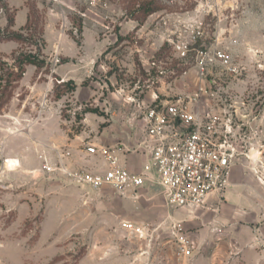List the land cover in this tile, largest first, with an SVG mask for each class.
Returning a JSON list of instances; mask_svg holds the SVG:
<instances>
[{
    "label": "rangeland",
    "instance_id": "obj_1",
    "mask_svg": "<svg viewBox=\"0 0 264 264\" xmlns=\"http://www.w3.org/2000/svg\"><path fill=\"white\" fill-rule=\"evenodd\" d=\"M149 2L164 10L145 18L142 7ZM0 6L4 8L0 44L5 43L0 46V264L152 263L150 256L146 260L142 255L149 241L144 228L135 238L98 236L97 230L87 228L93 223L66 215L63 190L41 185L42 173L29 172L21 154L49 99H61L60 116L71 121L73 130L80 128L84 113L104 115L92 99L73 110L76 83L85 88L102 86L100 99L108 94L113 100L140 98L159 87L162 92L168 87L170 94H192L199 81L195 62L200 50L217 51L229 59L207 67L206 82L214 80V101L228 107L241 125L236 132L245 156L237 157L232 168H244L260 187V215L240 223L237 244L242 251L218 264H264V0H223L221 13L204 19L203 26L188 0H0ZM21 6L27 17L18 27L22 14L16 16V11ZM65 40L106 44L94 74L78 82L59 79L55 71L66 58L55 48ZM178 43L185 47L184 59L174 49ZM24 57L35 64L25 65ZM29 66L34 67L31 74L26 73ZM30 86L43 93L38 103L31 98L34 110L22 107V101H31ZM22 116L31 118L19 120ZM8 159L18 165L7 168ZM131 239L137 240L136 248L126 245ZM169 247L170 264H191L176 242Z\"/></svg>",
    "mask_w": 264,
    "mask_h": 264
},
{
    "label": "crops",
    "instance_id": "obj_2",
    "mask_svg": "<svg viewBox=\"0 0 264 264\" xmlns=\"http://www.w3.org/2000/svg\"><path fill=\"white\" fill-rule=\"evenodd\" d=\"M19 12L22 14V20L18 27H21L26 22L27 9L24 6L18 7L16 16ZM105 46L106 44L95 40L81 41L80 44L73 40L59 42L55 49L64 54L66 63L56 69V75L62 82H78L81 78L89 77L94 74L93 67L98 56L104 52ZM33 71L32 66L26 68L27 74ZM76 85V91L71 97L74 99L73 110L86 106L88 99H92L94 107H99L104 115L84 113L78 121L80 128L73 130L71 121L63 120L60 116L61 99L55 101L49 99L40 121L33 124L29 134L30 140L21 154L27 167L31 168L29 172H40L42 157L54 163V150H67L71 157L65 163L72 168L103 174L107 169L106 162L99 156H88L85 152L87 144L108 147L121 166L133 173L140 172L146 162L143 145L147 138L138 104L143 109L154 101L182 97L181 93L170 94L168 87L163 93L162 87H159L156 90H148L140 98L127 96L120 99L115 96L117 100H113L114 97H110L109 94L106 98L100 99V93L104 90L102 86L85 88L81 84ZM30 89V100L34 97L37 103L40 102L39 88L30 86ZM204 102L207 103L206 100ZM35 105L33 100L22 101L23 108L30 109L32 106L34 110ZM202 109L205 110V107ZM19 118L29 120L31 116ZM5 135L3 133V136ZM248 175L241 166H234L231 169L229 186L223 195L209 196L198 209L169 207L160 193L155 177L145 182L137 191L135 199L131 193L126 197H119L109 187H102L98 191L78 189L70 185L58 172L42 173L41 185L46 188L51 185L56 190H63L66 215L75 221L93 223L87 228L97 230L98 236L102 238H135V233L127 230L125 224L144 228L149 241L147 240L146 250L142 255L146 256V260L147 256H150L151 264H170L172 248L169 244L175 245L172 224H179L190 242L191 264H218L241 250L237 244L242 229L240 223H248L258 218L257 206L261 205V201L257 194L260 187ZM131 240L132 244L126 245L136 248L137 240ZM120 242L119 245H122ZM99 250L100 248L97 249Z\"/></svg>",
    "mask_w": 264,
    "mask_h": 264
},
{
    "label": "built area",
    "instance_id": "obj_3",
    "mask_svg": "<svg viewBox=\"0 0 264 264\" xmlns=\"http://www.w3.org/2000/svg\"><path fill=\"white\" fill-rule=\"evenodd\" d=\"M188 1L195 5L194 13L199 26H203L204 19L215 18L223 10V0ZM3 13L4 8L0 6V21ZM3 35L4 29L0 24V39ZM184 48L180 43L174 45L181 59L186 55ZM228 60L220 52L200 50L195 62L199 81L192 94L168 101H154L143 109L138 104L147 138L143 145L146 162L140 172L133 173L121 166L108 147L92 144L85 145V152L88 156H99L106 162L107 169L103 174L72 168L65 163L71 157L67 150H54V163L42 157L40 172H58L78 189L98 191L102 187H109L119 197L131 193L134 199L145 182L155 177L164 201L173 208L198 209L209 196L223 195L229 186L233 163L237 157L245 156V148L239 132H236L241 125L232 119L228 107L217 106L212 90L214 80L206 82V76L209 73L207 67L218 61L226 64ZM53 61L58 62L57 56ZM227 70L236 73L235 68L227 67ZM124 227L140 236L145 231L131 224ZM171 229L177 248L188 260L192 256L189 240L179 224H172Z\"/></svg>",
    "mask_w": 264,
    "mask_h": 264
},
{
    "label": "trees",
    "instance_id": "obj_4",
    "mask_svg": "<svg viewBox=\"0 0 264 264\" xmlns=\"http://www.w3.org/2000/svg\"><path fill=\"white\" fill-rule=\"evenodd\" d=\"M151 4L152 3L149 2L146 5H143V7H142L143 14L146 15L145 18H147V17H149V16L153 15L154 13H157L161 10H164L163 6H161L159 4L158 5H153V4L151 5ZM23 62L25 63V65H34L35 64L31 59H29V57L28 58L24 57Z\"/></svg>",
    "mask_w": 264,
    "mask_h": 264
},
{
    "label": "bare ground",
    "instance_id": "obj_5",
    "mask_svg": "<svg viewBox=\"0 0 264 264\" xmlns=\"http://www.w3.org/2000/svg\"><path fill=\"white\" fill-rule=\"evenodd\" d=\"M5 163H6V167L7 168H10V169H12L13 167H15L16 164H17V162L15 160H12V159L6 160Z\"/></svg>",
    "mask_w": 264,
    "mask_h": 264
}]
</instances>
